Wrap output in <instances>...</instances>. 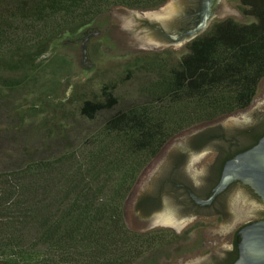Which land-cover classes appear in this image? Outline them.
I'll return each mask as SVG.
<instances>
[{"label":"trees","instance_id":"1","mask_svg":"<svg viewBox=\"0 0 264 264\" xmlns=\"http://www.w3.org/2000/svg\"><path fill=\"white\" fill-rule=\"evenodd\" d=\"M168 1L0 0V110L18 136L41 141L0 170V264H166L190 240L189 231L132 228L127 202L176 136L253 104L264 0H239L251 21L215 20L181 54L107 59L97 42L95 67L80 73L64 46L114 8Z\"/></svg>","mask_w":264,"mask_h":264},{"label":"flooded vegetation","instance_id":"2","mask_svg":"<svg viewBox=\"0 0 264 264\" xmlns=\"http://www.w3.org/2000/svg\"><path fill=\"white\" fill-rule=\"evenodd\" d=\"M211 2L207 6L208 0H198L195 13L187 14V17L194 15L193 19L186 23L187 27L183 31L175 33L179 35V40L185 41L187 39L186 35L188 32L200 24V20L204 18L207 10L210 12V17L212 19L215 18L216 12L213 10ZM153 30L163 34L165 40L174 45V41H176L173 38L174 35L165 31L162 26L155 24L153 25ZM224 136L225 134L222 132L221 126L193 135L194 147L192 150L189 148L183 153L176 155L170 167L166 169L165 174L155 182L156 190L149 193L142 190L138 195L135 205L137 208L142 209L145 215L142 217L144 226H139L137 229L150 230L155 228H168L178 234H184L189 231L190 240L197 230L202 231L207 226L211 218L223 222L219 228L218 238L215 241H211L209 235L204 234V251L201 253V259L196 264H236L241 258L244 249L245 239L243 231L245 230L246 232L248 228L255 224L264 222V196L260 194L252 183L243 180L231 182L209 203L199 201L209 200L214 194L216 187L220 184L224 176L228 161L234 159L240 153L253 148L264 137V118L259 124L237 131V135L234 136L235 139L231 143L218 144V155L214 163L196 181L189 171L188 163L190 162L191 153L198 152L206 147H211L213 143ZM238 145L243 146L240 147ZM137 184L130 197L136 190ZM173 191L177 192L180 197L173 198L175 196ZM245 195L249 197L244 199ZM249 198L250 200H255L254 202L262 206L263 209L253 215H247L242 211H238L240 206H250ZM170 203L176 205L177 210H175L177 212L166 210L167 205ZM160 210L162 211L159 213L158 211ZM163 214L173 215L176 224L160 222L158 218ZM188 242L184 243V245H187Z\"/></svg>","mask_w":264,"mask_h":264},{"label":"water","instance_id":"3","mask_svg":"<svg viewBox=\"0 0 264 264\" xmlns=\"http://www.w3.org/2000/svg\"><path fill=\"white\" fill-rule=\"evenodd\" d=\"M210 2L211 0H208L207 6ZM197 3L198 0H169L165 5L157 9L133 11L130 9L115 8V11L121 23L131 31L130 43L165 47L169 42L165 40L163 34L153 30V25L156 24L162 26L165 31L174 35L173 38L176 39V41H174V46L178 47L180 44L198 36L208 27L212 19L210 17L211 15H209L210 12L207 10L204 18L200 20V24L188 32L186 35L187 39L185 41L179 40V35L175 33L183 31L184 28L187 27L186 23L193 19L194 15L187 17V14L195 13ZM212 5L216 15L226 12H232L241 16L244 15L237 7L234 0H212L211 6ZM263 118L264 102L257 108L241 112L226 121L199 131L202 132L221 126L225 136L219 138L211 147H206L198 152L191 151V158L188 165L192 177L197 181V178L203 176L214 163L218 155V144L222 145L226 142L231 143L234 141V136L237 135V131L259 124L262 122ZM196 133L183 138L171 148L160 169L145 188V192L149 193L156 190L155 182L165 174L166 169L170 167L176 155L183 153L189 148L192 150L194 147L192 137ZM237 180L252 183L260 194L264 196V137L256 146L240 153L234 159L228 161L224 176L220 184L216 187L214 194L209 200L199 201L202 203L211 202L218 193L223 191L231 182ZM173 193L175 194L173 198L180 197L177 192L173 191ZM175 209L177 210L176 205L171 203L167 205L166 208V210H170L171 212H177ZM161 211L162 210L158 212L160 213ZM135 216L138 227L144 226L142 217L145 215L143 210L136 208ZM158 220L166 224H176L175 218L171 214H163ZM243 234L245 239V244L243 245L244 249L241 258L236 264H264V222L255 224L248 228L246 232L244 230ZM200 259L201 257L189 261L186 264H196Z\"/></svg>","mask_w":264,"mask_h":264},{"label":"rangeland","instance_id":"4","mask_svg":"<svg viewBox=\"0 0 264 264\" xmlns=\"http://www.w3.org/2000/svg\"><path fill=\"white\" fill-rule=\"evenodd\" d=\"M236 4H238L239 0H234ZM243 13V12H242ZM244 14V13H243ZM229 17L236 18L243 22H249L252 20L251 17H247L245 14L243 16L226 12L220 15H216L214 19L211 20L209 24L214 22L215 20H223ZM131 31L128 30L120 21L118 14L115 9L105 18L99 20L96 24H94L91 28L87 29L83 32L80 37L76 38L75 41L68 42L64 44L66 51L70 53V55L76 61V64L79 68L80 73H85V71L91 70L95 67V63L97 62L94 57L91 56L92 45L97 42H102L101 52L103 56L107 59L116 58V57H125L134 53H138L141 51H160L167 48H173L177 53L181 54L186 51V43L180 44L178 47L174 46L172 43H168L165 47L158 46H150V45H142L130 43ZM175 43V42H174ZM123 93L127 96L135 95V88L131 84H126V86L122 89ZM264 102V79L260 84V88L258 94L253 102V104L241 111L235 112L229 116L221 117L218 120L211 122L210 124H204L198 128H194L187 132H184L175 137L171 142H169L161 151V154L153 160L149 166L146 168L145 172L140 178L139 183L137 184V188L129 198L127 204V220L129 225L137 229L138 224L135 216L136 210V201L138 199V195L142 190L145 191V188L153 179L154 175L160 169L162 163L164 162L167 154L171 150V148L181 141L183 138L192 135L196 132L219 124L223 121H226L233 116L245 112L248 110H252L257 108ZM15 121L10 118L8 112L0 110V126H7L8 128H3L0 130V170H4L6 168H11L12 166L18 164L23 158V150L22 146L27 145L26 143L33 145H39L40 140L35 137L28 138L25 135L18 136L16 134V130L14 127L10 128V126H14ZM82 125L87 126L88 124L85 122ZM249 197V196H248ZM245 195L244 199L248 198ZM250 200V198H249ZM255 200H250V206H240L238 211H242L247 215H253L256 212L263 209L262 206L258 205ZM237 210V209H236ZM223 222L217 221L214 218L209 220L207 226L202 230H197L193 235V238L187 243V245L182 244L180 248L175 252L173 260L169 261L166 264H186L189 261L197 259L201 257V253L204 251L203 241L205 240L204 234L209 235L211 241H215L219 235V228L222 226ZM141 229V228H140ZM201 249V250H200ZM187 252V253H186Z\"/></svg>","mask_w":264,"mask_h":264}]
</instances>
